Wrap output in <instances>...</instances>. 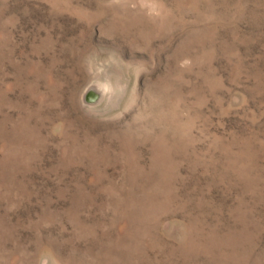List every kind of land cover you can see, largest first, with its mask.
I'll return each mask as SVG.
<instances>
[{
  "label": "rangeland",
  "instance_id": "374dc122",
  "mask_svg": "<svg viewBox=\"0 0 264 264\" xmlns=\"http://www.w3.org/2000/svg\"><path fill=\"white\" fill-rule=\"evenodd\" d=\"M0 264H264V0H0Z\"/></svg>",
  "mask_w": 264,
  "mask_h": 264
},
{
  "label": "water",
  "instance_id": "95a60500",
  "mask_svg": "<svg viewBox=\"0 0 264 264\" xmlns=\"http://www.w3.org/2000/svg\"><path fill=\"white\" fill-rule=\"evenodd\" d=\"M104 89L99 86H90L83 97V102L88 106H97L99 105L104 98Z\"/></svg>",
  "mask_w": 264,
  "mask_h": 264
},
{
  "label": "bare ground",
  "instance_id": "6f19581e",
  "mask_svg": "<svg viewBox=\"0 0 264 264\" xmlns=\"http://www.w3.org/2000/svg\"><path fill=\"white\" fill-rule=\"evenodd\" d=\"M109 104H111V102L109 103ZM109 106V105H108ZM112 106V105H111ZM114 107H115V105H114ZM108 108V107H107Z\"/></svg>",
  "mask_w": 264,
  "mask_h": 264
}]
</instances>
